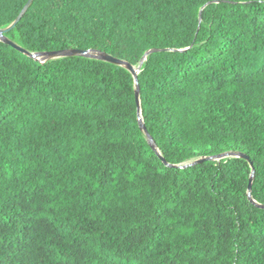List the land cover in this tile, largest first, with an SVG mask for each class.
<instances>
[{
	"label": "trees",
	"instance_id": "obj_1",
	"mask_svg": "<svg viewBox=\"0 0 264 264\" xmlns=\"http://www.w3.org/2000/svg\"><path fill=\"white\" fill-rule=\"evenodd\" d=\"M4 38L139 70L0 39V264H264V0H33Z\"/></svg>",
	"mask_w": 264,
	"mask_h": 264
},
{
	"label": "water",
	"instance_id": "obj_2",
	"mask_svg": "<svg viewBox=\"0 0 264 264\" xmlns=\"http://www.w3.org/2000/svg\"><path fill=\"white\" fill-rule=\"evenodd\" d=\"M33 0H29L26 7L24 8V10L21 12V14L18 16V18L16 19V21L14 23H12L8 28L6 29H0V39L4 40L6 43L18 48L19 50H21L24 54H26L29 57H32L36 60H39L41 62L47 61L49 59H55V58H61V57H72V56H76V55H81V56H86V57H93V58H97V59H101L103 61H107L119 66H123L126 67L133 75L134 77L137 76L138 70H136L134 68V66H132L131 64L125 62L124 60L115 58L113 56H110L108 54L102 53V52H96L93 51L95 53H97L95 56H92L90 54L91 51H87V50H59V51H51V52H41V53H29L28 51L18 47L16 44L12 43L11 41L7 40L4 38V34L8 31H10L11 29H13L16 25V23L22 18V16L24 15V13L27 11V9L29 8V6L31 5ZM39 58H43L44 60H40ZM136 98L138 101V93L136 94ZM142 128L143 125L141 124ZM144 132H146L145 128H143ZM151 142V139H150ZM240 157L245 158L246 160H248V157L245 155H238ZM209 160H211V158H207ZM206 160V159H203ZM249 189H250V185H249Z\"/></svg>",
	"mask_w": 264,
	"mask_h": 264
},
{
	"label": "rangeland",
	"instance_id": "obj_3",
	"mask_svg": "<svg viewBox=\"0 0 264 264\" xmlns=\"http://www.w3.org/2000/svg\"><path fill=\"white\" fill-rule=\"evenodd\" d=\"M90 54H91L92 56H95L97 53L91 51ZM39 59H40V60H44L43 58H39ZM134 68H135L136 70H138V69H139V66H134Z\"/></svg>",
	"mask_w": 264,
	"mask_h": 264
}]
</instances>
